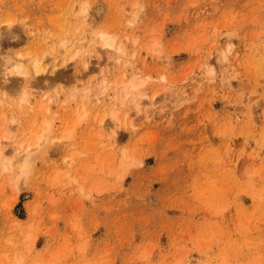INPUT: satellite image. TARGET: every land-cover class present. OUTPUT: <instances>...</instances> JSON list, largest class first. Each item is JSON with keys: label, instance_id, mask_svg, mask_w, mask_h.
Here are the masks:
<instances>
[{"label": "rangeland", "instance_id": "obj_1", "mask_svg": "<svg viewBox=\"0 0 264 264\" xmlns=\"http://www.w3.org/2000/svg\"><path fill=\"white\" fill-rule=\"evenodd\" d=\"M0 84V264H264V0H0Z\"/></svg>", "mask_w": 264, "mask_h": 264}, {"label": "bare ground", "instance_id": "obj_2", "mask_svg": "<svg viewBox=\"0 0 264 264\" xmlns=\"http://www.w3.org/2000/svg\"><path fill=\"white\" fill-rule=\"evenodd\" d=\"M98 40L101 42L102 45L109 47L111 49H114L116 51H120L121 48L117 46V39L116 37L111 34L110 32H103L100 33L99 36H97ZM24 55H21V60L19 62H14V63H9L6 65L7 72L6 75H9L10 73H18L20 75H23L25 78L30 77V72L27 66H25L23 60H24ZM84 68L88 69L89 68V63H84ZM31 69L35 77H40L42 73L45 72V68L43 67L41 61L39 60H34L31 64ZM30 86L29 84H25L22 88L20 87L19 89L21 92H23V100H25V90ZM3 87V85L0 84V89ZM116 119H118L117 116H115ZM49 134V131L47 132ZM48 137V136H47ZM46 136H41L39 138V142L37 143L38 145H42V141L47 139ZM68 137V136H67ZM46 138V139H45ZM35 153H33V150L31 148H28L24 154L19 157L16 161V163H19L18 168H19V173H18V178L22 179L27 176L29 171L31 170L34 162H35ZM15 163H8L4 164L5 167L10 168L13 167Z\"/></svg>", "mask_w": 264, "mask_h": 264}]
</instances>
